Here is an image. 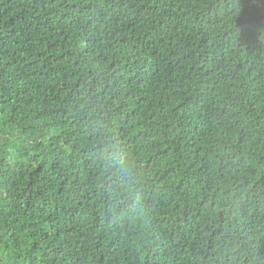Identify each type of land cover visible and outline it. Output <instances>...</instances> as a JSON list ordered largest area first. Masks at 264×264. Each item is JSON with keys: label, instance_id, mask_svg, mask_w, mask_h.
I'll return each instance as SVG.
<instances>
[{"label": "trees", "instance_id": "trees-1", "mask_svg": "<svg viewBox=\"0 0 264 264\" xmlns=\"http://www.w3.org/2000/svg\"><path fill=\"white\" fill-rule=\"evenodd\" d=\"M0 264H264V0H0Z\"/></svg>", "mask_w": 264, "mask_h": 264}]
</instances>
